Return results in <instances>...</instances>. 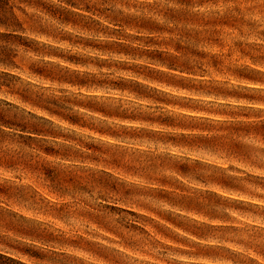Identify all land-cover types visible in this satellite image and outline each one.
Wrapping results in <instances>:
<instances>
[{"label":"rangeland","instance_id":"rangeland-1","mask_svg":"<svg viewBox=\"0 0 264 264\" xmlns=\"http://www.w3.org/2000/svg\"><path fill=\"white\" fill-rule=\"evenodd\" d=\"M9 4L24 30L17 32L23 40L18 45L0 40L14 56L12 67L0 66V122L31 125L37 116L48 117L30 105L39 97L86 103V95L102 96L107 100L100 104L136 113L126 93L66 82L106 87L121 78L142 80L133 72L146 74L144 66L170 73L159 61L175 63L170 74L178 78L202 74L253 88L249 94L264 98V0ZM201 18L217 22L210 40L192 39ZM22 42L44 63L23 64ZM67 106L76 113L73 103ZM82 120L122 137L63 124L60 132L68 139L54 143L28 139L0 123V264H264V172L173 148L166 138L127 135L99 114ZM157 167L167 178L152 175ZM230 176L242 178L244 194L216 186ZM96 189L110 195L97 192L102 204H88L91 211L82 214L75 206Z\"/></svg>","mask_w":264,"mask_h":264},{"label":"trees","instance_id":"trees-1","mask_svg":"<svg viewBox=\"0 0 264 264\" xmlns=\"http://www.w3.org/2000/svg\"><path fill=\"white\" fill-rule=\"evenodd\" d=\"M14 9L9 0H0V29L12 30L10 33L0 32V40H5L8 46L18 45L22 38L17 32L24 30ZM216 26V21L201 18L192 39L210 40L215 34ZM22 45L27 52L37 53L31 44L22 42ZM8 46L0 47V66L3 67L13 66L14 56ZM158 64L170 73L176 72L175 63L166 64L159 61ZM143 69L147 71L146 74L133 72L137 77H142V80L121 78L106 87L105 84L91 86L82 82L62 80L63 83L67 81V84L77 88L95 87L99 90L109 89L126 93L132 98L127 103L135 108L136 113H127L119 105L110 107L105 103L100 104L97 100H107L102 96L86 95V103L70 102L60 97H39L38 101L30 102V105L48 117L37 116L36 122L31 125L2 120L1 127L17 130L20 136L26 135L31 140L51 138L54 143L60 138L68 139L60 132L63 124L121 138L122 136L110 129L97 128L82 120L86 114H99L117 121L120 124L118 127L127 135L138 136L137 134L144 133L147 137L166 138V143L173 148L204 151L219 155L225 162L234 160L251 170L264 172V107H260L264 105V98L249 94L253 92V88L205 80L202 74L199 78L189 79L178 78L162 69L157 70L149 66H144ZM32 73L49 77L37 71ZM162 86L187 93L172 94L163 90ZM69 103L77 107L76 113H72V109L67 106ZM43 151L47 155L53 154L46 147ZM242 182V178L230 176L227 179L222 178L216 186L224 191L244 194L246 189ZM7 260L11 264H22Z\"/></svg>","mask_w":264,"mask_h":264},{"label":"clouds","instance_id":"clouds-1","mask_svg":"<svg viewBox=\"0 0 264 264\" xmlns=\"http://www.w3.org/2000/svg\"><path fill=\"white\" fill-rule=\"evenodd\" d=\"M264 14V13H262ZM19 54H20V59L22 61L23 64H32V63H38V64H43L44 60L43 57H36L33 56L31 53L25 52L23 49L19 50ZM63 95H71L70 93H66L64 92ZM90 139V137L88 138ZM171 164H165L164 167H170ZM164 167H157L155 172L152 173L153 176H156L158 178L161 179H165L167 178V174L164 171ZM131 187V186H129ZM85 191H87L85 189ZM100 193V195H110L109 193L104 192L101 189H96V192H93L92 195L90 197H84V201H86V203H78L75 207L81 211L82 214H88L91 211V208H89L87 205L91 204L93 206H96L98 204H102L101 201H98L96 198V193ZM78 199H81L80 197H78ZM144 203L148 204L150 203V201H143ZM71 223L69 222V227H71Z\"/></svg>","mask_w":264,"mask_h":264}]
</instances>
